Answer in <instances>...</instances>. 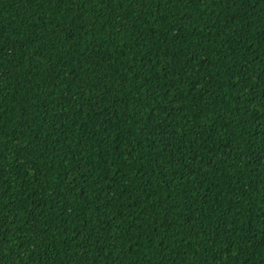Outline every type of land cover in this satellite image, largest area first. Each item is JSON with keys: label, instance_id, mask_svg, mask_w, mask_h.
<instances>
[{"label": "trees", "instance_id": "16d2710c", "mask_svg": "<svg viewBox=\"0 0 264 264\" xmlns=\"http://www.w3.org/2000/svg\"><path fill=\"white\" fill-rule=\"evenodd\" d=\"M0 264H264V0H0Z\"/></svg>", "mask_w": 264, "mask_h": 264}]
</instances>
